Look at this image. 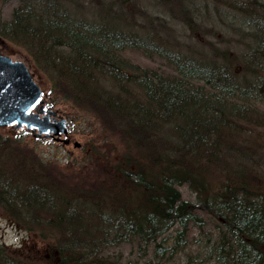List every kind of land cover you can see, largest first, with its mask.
<instances>
[{
    "label": "trees",
    "instance_id": "obj_1",
    "mask_svg": "<svg viewBox=\"0 0 264 264\" xmlns=\"http://www.w3.org/2000/svg\"><path fill=\"white\" fill-rule=\"evenodd\" d=\"M231 1L247 34L243 55L197 61L72 12L70 0H16L0 35L25 46L52 90L95 116L123 151L112 172L121 187L102 205L0 135V211L48 242L43 264H118L109 255L125 246L136 259L123 264H172L180 254L186 264H264V173L254 161L243 168L236 148L264 145V0ZM128 52L159 62L141 65ZM4 249L0 264L37 261Z\"/></svg>",
    "mask_w": 264,
    "mask_h": 264
},
{
    "label": "rangeland",
    "instance_id": "obj_2",
    "mask_svg": "<svg viewBox=\"0 0 264 264\" xmlns=\"http://www.w3.org/2000/svg\"><path fill=\"white\" fill-rule=\"evenodd\" d=\"M123 1L70 0L68 7L72 12L91 20L109 22V25L124 31L149 35L166 49L197 61L211 60L220 56L223 50L229 52L227 55L239 59L247 47L245 28L237 24L231 9V0ZM16 4V0H0V29L8 22ZM4 39L6 43L0 45L1 52L14 61L30 64L33 80L45 94L43 98L46 106L66 118L72 141L62 146L51 140L34 138L24 127L14 129L9 125L0 126V135L12 136L17 146L27 148L23 150L31 149L44 163L55 166L56 173L61 172L62 177H68L73 183L86 189L81 191L86 194V198L93 195L95 200L98 198L100 202L101 197L102 205L110 203L115 197L114 192L121 187V182L112 174L113 167L121 159L123 152L118 137L105 129L95 116L73 107L69 101L55 93L49 73L34 63L25 46ZM126 56L141 65L154 66L159 62L157 59H146L138 53L128 52ZM239 70L240 67H237V71ZM260 130L264 134V128ZM74 141L79 143L78 147L73 146ZM236 148L237 153L241 154L243 168H247L250 162L254 161L255 167L264 173V145L263 148L251 152L244 151L240 146ZM213 178H218V175L214 174ZM99 181L103 183L102 187L99 186ZM180 191L185 198L196 197L195 192L187 186H182ZM209 230L210 227L204 228V231ZM199 232L196 228L192 229L194 237H199ZM190 242L192 240H189ZM47 244V241H41L37 235L15 226L0 211V245L4 246L6 254L9 252L30 261L37 260L33 264H43L41 256L46 254L48 249L42 248ZM186 249L184 252L188 254L197 250L194 245H188ZM111 251L109 256L116 257L118 264H123L121 262L125 259H136L134 247L125 246ZM172 264H186V257L176 255Z\"/></svg>",
    "mask_w": 264,
    "mask_h": 264
},
{
    "label": "water",
    "instance_id": "obj_3",
    "mask_svg": "<svg viewBox=\"0 0 264 264\" xmlns=\"http://www.w3.org/2000/svg\"><path fill=\"white\" fill-rule=\"evenodd\" d=\"M31 66L23 61H13L10 57L0 53V126L13 125L19 128L25 125L31 130L34 137H45L59 134H67L64 124L65 118L58 116L49 119V116H55L56 112L47 110V114L39 116L43 110L33 112L36 103H43L41 99L42 89L33 80ZM56 140H59L57 137ZM63 143L68 142V138L60 139ZM74 147L79 143L74 141Z\"/></svg>",
    "mask_w": 264,
    "mask_h": 264
},
{
    "label": "flooded vegetation",
    "instance_id": "obj_4",
    "mask_svg": "<svg viewBox=\"0 0 264 264\" xmlns=\"http://www.w3.org/2000/svg\"><path fill=\"white\" fill-rule=\"evenodd\" d=\"M5 39L0 35V45L1 46H3V45H5ZM0 53L1 54H4V53H2L1 52V49H0ZM46 105H43V106H37L36 107V110L37 111H40V110H45L46 109ZM42 115V114H41ZM67 137H68V139H69V141L67 142V144H65V145H68V144H70L71 143V137H70V135H69V133L67 134ZM40 139H42V138H40ZM46 140H51V141H53L54 143H56V140H54V139H52V138H50V139H46ZM57 143H60V142H57ZM61 144V143H60ZM65 145H62V146H65Z\"/></svg>",
    "mask_w": 264,
    "mask_h": 264
}]
</instances>
